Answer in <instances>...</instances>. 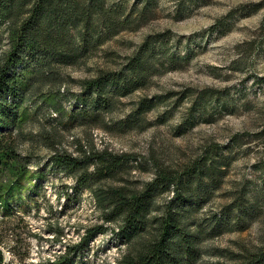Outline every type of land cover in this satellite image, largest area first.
I'll list each match as a JSON object with an SVG mask.
<instances>
[{"label":"rangeland","instance_id":"1","mask_svg":"<svg viewBox=\"0 0 264 264\" xmlns=\"http://www.w3.org/2000/svg\"><path fill=\"white\" fill-rule=\"evenodd\" d=\"M140 5L129 0L130 8ZM152 10L142 28L106 40L86 62L61 70L55 85L38 80L35 93L61 88L60 102L68 112L74 111L84 80L103 71L124 70L146 40L157 42L148 53V67L156 63V68L147 73L143 86L115 98L96 122L61 119L39 97H29L23 104L27 119L15 131L16 152L7 163L20 159L27 172L19 181L10 168L0 176L1 185L19 182L12 193H3V199L24 220L18 230L20 257L29 251L23 264L53 259L66 242L76 243L87 228L104 223L92 192L77 189L75 178L53 163L56 152L77 157L83 149L130 153L139 162L125 175V183L141 189L155 177L154 165L175 169L211 149L230 158L228 187L248 180L264 192V0H154ZM8 49L5 40L0 56ZM204 92H210L206 113H197L193 122L194 103ZM143 99L154 103L139 117L137 107ZM169 198L165 194L158 201ZM220 203L216 198L200 215H210ZM4 214L0 205V217ZM111 229L113 225H106L77 264H117L127 246ZM262 237L261 218L246 232L206 242L198 264H230V253L254 247ZM7 257L14 258L9 252ZM20 257H15L16 264Z\"/></svg>","mask_w":264,"mask_h":264},{"label":"trees","instance_id":"2","mask_svg":"<svg viewBox=\"0 0 264 264\" xmlns=\"http://www.w3.org/2000/svg\"><path fill=\"white\" fill-rule=\"evenodd\" d=\"M138 1L139 7L130 8L129 0H0V46L5 40L9 45L0 56V176L10 168L19 181L27 172L20 159L7 163L9 155L16 152L15 131L27 119L28 110H22L27 98L39 97L48 111L61 119L68 116L73 124L81 120L87 124L96 122L115 98L129 96L143 86L147 73L156 68V63L148 67V53L157 42L146 40L124 70L103 71L84 80L74 111L68 112L60 102L61 88L35 93L39 79L49 87L55 85L61 70L86 62L106 40L146 25L153 16L154 0ZM165 61L174 62L170 58ZM208 94L197 97L193 122L197 113H206ZM153 103L141 100L139 117L151 110ZM81 152L80 157L56 152L52 161L75 178L77 189L92 192L104 223L87 228L78 242H66L64 251L41 264H77L91 241L106 231V225H113L111 230L127 246L117 264H198L206 253V242L226 233L246 232L264 219V192L248 180L228 187L230 158L211 149L175 169L154 165L155 177L141 189L126 185L124 179L139 162L138 157L107 148ZM1 181L0 205L5 214L0 217V264H16L15 257L22 256L18 230L24 220L9 200L3 199V193H12L19 182L1 185ZM108 181L120 185H104ZM165 194L169 200L159 202ZM218 197L222 203L210 215L201 216ZM7 252L14 258L8 259ZM25 252L17 264H23L29 251ZM230 254V264H264V237L254 247Z\"/></svg>","mask_w":264,"mask_h":264}]
</instances>
